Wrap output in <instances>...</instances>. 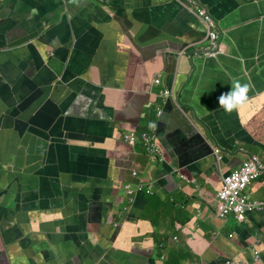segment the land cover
<instances>
[{
	"label": "crops",
	"instance_id": "1",
	"mask_svg": "<svg viewBox=\"0 0 264 264\" xmlns=\"http://www.w3.org/2000/svg\"><path fill=\"white\" fill-rule=\"evenodd\" d=\"M229 1L244 22L241 29L228 43L222 39L220 62L196 60L209 77L221 73L218 66L245 72L248 80L239 81L250 84L248 100L231 113L213 104L209 111L195 90L206 86L198 75L184 95L200 107L212 144L170 98L153 117L158 90L173 82L175 61L167 54L202 48L205 39L203 28L180 11L159 15L165 6L159 0H137L120 17L103 6L100 23L91 11L90 21L99 26L49 25L42 33L50 30L42 35L44 49L51 50L46 64L34 49L14 57L23 70L15 78L18 95L25 70L33 73L29 97L10 111L25 126L0 130V264H264V210L241 222L215 214L223 175L247 159L239 152L264 161V2L257 8ZM205 2L220 16L217 5L224 0ZM29 20L26 14L23 22ZM178 68L187 71V62ZM157 76L160 86L153 83ZM149 121L156 125L161 162L141 144L122 140ZM14 138L15 149H7ZM140 182L150 183L153 193L126 198L123 184ZM248 193L264 202V174Z\"/></svg>",
	"mask_w": 264,
	"mask_h": 264
},
{
	"label": "water",
	"instance_id": "2",
	"mask_svg": "<svg viewBox=\"0 0 264 264\" xmlns=\"http://www.w3.org/2000/svg\"><path fill=\"white\" fill-rule=\"evenodd\" d=\"M5 1V0H4ZM149 3H156L158 0H147ZM198 3L204 7L208 14L209 17L218 33V38H217V45L219 49H222V46H224L222 39H225L226 42L228 43V38L232 37L238 30H240V25L244 23L243 21H237V9L235 6L231 5L229 0H224L222 4H219V8L221 9L220 16H217L214 14V12L209 8L208 4L205 2V0H197ZM220 1V0H219ZM245 4H250L252 3V7H257L259 8L262 2L264 0H243ZM159 3L161 5H165L164 9L159 12V15L163 14H172L173 12L170 10V8H174L181 13L184 14L186 17V20L190 23L193 24L195 27V24L201 26L204 30V37H206L207 33V25L197 16L196 10H190L188 7H186L183 3H181L180 0H159ZM77 7V13L80 14L81 16H84L85 11L88 12V14L91 13L92 11V21L94 23H100L101 21L103 22L102 15L100 14L101 8L103 6L109 5L112 7V10L115 14L119 12V17L121 13L124 10H133L137 6V0H80L78 3ZM86 4H89L92 6V10L90 11L88 7H86ZM29 10L27 11V15L30 16V20L33 22V31L34 27L38 34L42 37V35L45 37L49 31H46L45 34V28H47L49 25L53 26V24H46L45 28L42 29V24L41 22L44 21H52L53 19L57 17H62V12H63V3L59 2L58 0H53V3L49 6L47 12H45V15L43 14H38L35 12V7H28ZM35 12V16H34ZM68 13V11H66ZM11 13V6L10 3L7 4L6 8L2 9V14L4 16H9ZM119 17H116L118 20ZM95 26H99L102 24H92ZM43 30V31H42ZM21 33V32H20ZM7 36H10L8 34ZM6 36V37H7ZM18 36H25L22 34H18ZM206 45L205 43L203 44L202 48L199 49H194L192 47H178L174 51L170 52L167 54V59L169 57L173 58L175 61V71L171 74L172 75V84L168 86L166 89L168 91V98L171 99L172 102L176 103L178 106V110L181 111L189 120L193 121L199 130V132L206 137H210V140L208 141L209 144H212L214 142V138L212 136V133H210V127L209 125L204 121L203 113L200 109V107H196L194 104L191 102H185L184 101V95L187 93V91L193 86L194 82L196 81V76L198 75L199 78L204 82L206 85L204 87V92L201 91L198 86L195 88V90L200 93L201 95V100L204 105L208 106L209 111H211L210 107L211 105H215L216 107L219 106L218 103V97L224 91V87L222 85H226L231 88V84L234 80H238L239 78H244L248 80V75H246L245 72L243 73H234L230 71L226 67H221L218 66L221 70V73L209 77L207 71H201L199 69L198 61L196 60L198 57L202 58H213L214 61H219V57L222 56V52L216 51L215 55L213 56H206L205 54L207 53V50L205 49ZM46 61L48 60V55L45 57ZM185 60L188 65V70L187 71H182L181 68H178V66L181 64V61ZM45 61V62H46ZM260 64V63H259ZM180 70V72L178 71ZM221 84V85H220ZM214 90V91H213ZM165 99V100H166ZM163 110V108H162ZM110 125L114 127V120L112 119H107ZM113 123V124H111ZM241 154H244L247 156V158H251L253 155L249 154L247 152H239ZM164 164L162 163L161 167L159 170L155 172V175L158 176L160 173L164 171ZM162 180H159L161 182Z\"/></svg>",
	"mask_w": 264,
	"mask_h": 264
},
{
	"label": "flooded vegetation",
	"instance_id": "3",
	"mask_svg": "<svg viewBox=\"0 0 264 264\" xmlns=\"http://www.w3.org/2000/svg\"><path fill=\"white\" fill-rule=\"evenodd\" d=\"M58 1L63 3L62 17H57L52 21L41 22L40 24L43 26L42 29L45 28L46 24H92L90 21L91 16L86 11L84 17L87 18V20H75L78 16L77 7L80 0ZM180 1L185 5L182 0ZM87 2H89V0H87ZM8 3H10L11 6V13L9 16H4L2 14V9L6 8ZM52 3L53 0H0V107L4 109L2 113L4 118H0V130L4 127L25 126L23 119L18 115H12L10 111L16 104H19L24 96L29 97L25 88L27 77H30L33 72H31V70H25L23 76L20 78L24 92L22 93L23 95H18L15 78L20 77L23 70L13 59L16 55L25 58L24 52L26 54L30 53L29 49H34L39 55L40 60L43 61L44 59L43 63L45 62V54L51 55V50L47 48L44 49L43 39L38 34L39 32L36 31L35 27L33 31L29 29V25L26 26V24L33 25V22L29 20L25 24L23 19L29 10V6L35 7L36 13L45 15V12H47ZM86 7H88L90 11L92 10V6L89 4H86ZM66 11H68V13ZM78 17H80V14ZM25 27L28 28V34H25V36H18ZM8 34H12L13 36H7ZM204 43L205 45L207 44L206 37ZM218 51L222 52V49L218 48ZM206 54V56H213L215 52ZM15 144H17L16 138H14V140H7L5 146L7 149L14 150ZM18 148L19 146L17 145L16 149Z\"/></svg>",
	"mask_w": 264,
	"mask_h": 264
},
{
	"label": "built area",
	"instance_id": "4",
	"mask_svg": "<svg viewBox=\"0 0 264 264\" xmlns=\"http://www.w3.org/2000/svg\"><path fill=\"white\" fill-rule=\"evenodd\" d=\"M185 6L190 10H196L197 16L207 25V53H214L218 51L217 38L218 33L209 17L207 10L202 7L197 0H182ZM207 55V54H205ZM153 83L161 85L159 76H157ZM157 100L152 102L153 117L159 118L162 114L163 104L168 97L166 88L161 87L157 92ZM151 125H154L151 126ZM123 142L130 146L141 144L144 151L152 155L155 160L163 161L161 150L157 144L156 139V125L155 122L149 121L147 127L140 132L129 131L122 136ZM215 155L219 153V149H213ZM264 174V161L258 156H252L242 161L240 165L223 175L221 186L215 193V214L221 219H226L229 215H233L238 221H243L248 213L257 210H264V202L252 200L249 196L250 186L257 181ZM134 177L136 172H132ZM123 194L130 199L137 194L151 195L152 189L150 183L148 185L142 182L132 184L124 183L122 186ZM257 254V252H256ZM233 264H241L239 261Z\"/></svg>",
	"mask_w": 264,
	"mask_h": 264
},
{
	"label": "clouds",
	"instance_id": "5",
	"mask_svg": "<svg viewBox=\"0 0 264 264\" xmlns=\"http://www.w3.org/2000/svg\"><path fill=\"white\" fill-rule=\"evenodd\" d=\"M249 90L250 84L234 80L230 91L222 93L218 97L219 108H222L226 113L238 110L247 102ZM151 126L154 127V125Z\"/></svg>",
	"mask_w": 264,
	"mask_h": 264
}]
</instances>
